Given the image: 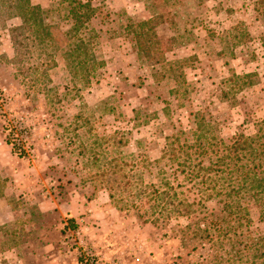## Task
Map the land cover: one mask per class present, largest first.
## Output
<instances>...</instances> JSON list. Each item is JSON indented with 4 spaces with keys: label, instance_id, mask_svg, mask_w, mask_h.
Here are the masks:
<instances>
[{
    "label": "rangeland",
    "instance_id": "rangeland-1",
    "mask_svg": "<svg viewBox=\"0 0 264 264\" xmlns=\"http://www.w3.org/2000/svg\"><path fill=\"white\" fill-rule=\"evenodd\" d=\"M30 1L37 29L0 15V264H264V0Z\"/></svg>",
    "mask_w": 264,
    "mask_h": 264
},
{
    "label": "trees",
    "instance_id": "trees-1",
    "mask_svg": "<svg viewBox=\"0 0 264 264\" xmlns=\"http://www.w3.org/2000/svg\"><path fill=\"white\" fill-rule=\"evenodd\" d=\"M69 3L74 4V7L72 8V11H74V13H75L77 8H84V9L89 8L88 5L82 4L79 0H69ZM39 12H41V8L39 6H33L31 4L30 0H0V15L1 14H3V15L8 14L7 15L8 17H12V16L14 17L15 15H18L22 19L23 24L32 23L31 25H34L35 28L42 26V19L40 17H38ZM69 13L71 14V12H69ZM82 26H83V24H81L79 21H76V28H78V27L80 28ZM78 45H81V44H78ZM8 145H11L13 154H16L18 157H22L24 155L22 150L19 147H17L16 144L11 143V141H9ZM116 167L117 166H114L112 168V170L110 171V173H112V175H113L112 176L113 180L114 181H123L124 177L120 176L119 170L116 169ZM166 190L161 191L160 194L162 196L168 195L167 194L168 192H166ZM109 197L111 199L114 198V196L112 194H109ZM169 197L170 196H168L166 198L167 201L169 200ZM180 204H181V206L177 207V206H175L174 203L168 202V207L165 208L167 211L166 215L170 216L172 212L174 213V211H176V209H179L180 207L185 208V206L181 202H180ZM160 215H163V213H161ZM75 228L76 227L73 226V229H75Z\"/></svg>",
    "mask_w": 264,
    "mask_h": 264
},
{
    "label": "built area",
    "instance_id": "built-area-1",
    "mask_svg": "<svg viewBox=\"0 0 264 264\" xmlns=\"http://www.w3.org/2000/svg\"><path fill=\"white\" fill-rule=\"evenodd\" d=\"M78 261L80 264H97L95 259L88 253L80 254Z\"/></svg>",
    "mask_w": 264,
    "mask_h": 264
},
{
    "label": "crops",
    "instance_id": "crops-1",
    "mask_svg": "<svg viewBox=\"0 0 264 264\" xmlns=\"http://www.w3.org/2000/svg\"><path fill=\"white\" fill-rule=\"evenodd\" d=\"M60 260L62 261V263H61V264H75L74 262H72V263H68V261L64 260V258H63V257H61V259H60ZM46 264H51V263L49 262V263H46Z\"/></svg>",
    "mask_w": 264,
    "mask_h": 264
}]
</instances>
